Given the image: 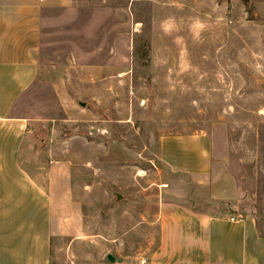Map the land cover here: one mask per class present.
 <instances>
[{"label":"rangeland","instance_id":"rangeland-1","mask_svg":"<svg viewBox=\"0 0 264 264\" xmlns=\"http://www.w3.org/2000/svg\"><path fill=\"white\" fill-rule=\"evenodd\" d=\"M42 34L15 114L54 172L51 264H148L174 192L223 211L163 162L175 137L206 134L264 224V0H61Z\"/></svg>","mask_w":264,"mask_h":264},{"label":"crops","instance_id":"crops-1","mask_svg":"<svg viewBox=\"0 0 264 264\" xmlns=\"http://www.w3.org/2000/svg\"><path fill=\"white\" fill-rule=\"evenodd\" d=\"M60 2L0 0V264H51L54 172L34 168L29 121L15 110L41 75L44 12ZM161 155L171 172L207 190L208 207L224 208L215 215L172 193L176 198L160 209L159 244L148 264H264V236L253 215L238 213V183L216 160L211 139H166Z\"/></svg>","mask_w":264,"mask_h":264},{"label":"trees","instance_id":"trees-1","mask_svg":"<svg viewBox=\"0 0 264 264\" xmlns=\"http://www.w3.org/2000/svg\"><path fill=\"white\" fill-rule=\"evenodd\" d=\"M254 218L257 221L258 230H259L260 235L264 236V224L262 223L259 216H254Z\"/></svg>","mask_w":264,"mask_h":264},{"label":"water","instance_id":"water-1","mask_svg":"<svg viewBox=\"0 0 264 264\" xmlns=\"http://www.w3.org/2000/svg\"><path fill=\"white\" fill-rule=\"evenodd\" d=\"M82 106H85V105L82 104ZM120 198H121V197L118 196V199H120ZM107 259H108V261H109L110 263H115V261H116V259H115L112 255H108V256H107ZM118 262L121 263L122 261L119 260Z\"/></svg>","mask_w":264,"mask_h":264},{"label":"built area","instance_id":"built-area-1","mask_svg":"<svg viewBox=\"0 0 264 264\" xmlns=\"http://www.w3.org/2000/svg\"><path fill=\"white\" fill-rule=\"evenodd\" d=\"M233 222L235 221V219H231Z\"/></svg>","mask_w":264,"mask_h":264}]
</instances>
